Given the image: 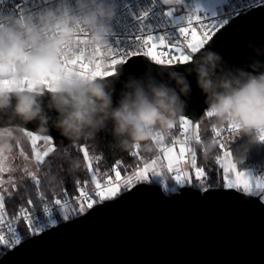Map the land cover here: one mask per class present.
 Instances as JSON below:
<instances>
[{
    "label": "clouds",
    "instance_id": "obj_1",
    "mask_svg": "<svg viewBox=\"0 0 264 264\" xmlns=\"http://www.w3.org/2000/svg\"><path fill=\"white\" fill-rule=\"evenodd\" d=\"M120 13L121 0L0 8V161L7 162L12 141L19 143L15 132L29 123L42 132L55 128L72 142L109 130L117 140L151 150L183 116L192 76L205 97V118L249 143L264 142V61L233 65L205 46L187 63L154 62L140 74L125 75L122 67L111 77L81 72L75 62L96 67L98 58L107 69L98 50L110 46ZM217 143H202L206 156Z\"/></svg>",
    "mask_w": 264,
    "mask_h": 264
},
{
    "label": "water",
    "instance_id": "obj_2",
    "mask_svg": "<svg viewBox=\"0 0 264 264\" xmlns=\"http://www.w3.org/2000/svg\"><path fill=\"white\" fill-rule=\"evenodd\" d=\"M206 47L233 65L264 61V3L229 19ZM149 65L155 68L146 57H132L117 70L140 74ZM189 80L192 94L183 116L196 121L207 105L194 76ZM24 129L52 138L41 154L72 142L55 128L42 132L29 123ZM0 264H264V201L228 186L183 184L168 193L158 183L137 181L26 237L0 255Z\"/></svg>",
    "mask_w": 264,
    "mask_h": 264
},
{
    "label": "snow or ice",
    "instance_id": "obj_3",
    "mask_svg": "<svg viewBox=\"0 0 264 264\" xmlns=\"http://www.w3.org/2000/svg\"><path fill=\"white\" fill-rule=\"evenodd\" d=\"M157 3H162L165 6L176 4L182 6V14L177 15V10L175 8H168V10L160 11L154 10ZM153 7H149L146 10H142L139 15L133 13V19L138 24V32L140 34H134L131 38V44L126 48L109 46L107 48L108 60L107 69L101 67V60L97 59L96 67L84 62L79 61L77 63L81 72H88L89 70L94 71L97 75H103L105 77H111L115 74V70L118 65H125L129 62L132 57H146L150 61L156 64H167L172 65L174 62L177 64L187 63L193 56L204 48L209 41L212 39L211 33H215L220 29H223L228 24V19L218 16L215 11L208 13L204 10L201 3H197L194 8L187 4V0H151ZM151 16V21L149 18ZM209 21H211L209 23ZM154 22V23H153ZM168 27L172 28V34L169 35L161 34L160 32L153 31V28L158 30H164ZM199 29V32H198ZM119 45V42H115ZM105 52L98 50V57L103 58ZM180 128L187 132L188 128L192 125V121L185 116L180 117ZM196 129L199 130V125L197 124ZM174 125L170 126L173 129ZM32 139V144H35L38 140L43 139L48 142L49 145L52 144V138L50 136H45L43 138L35 135L34 133L28 132ZM219 135V132H217ZM189 138L185 137L187 141ZM201 140L199 134L195 136V141L199 143ZM175 143V142H174ZM139 147V146H137ZM220 147H223L221 144ZM161 150L164 152L163 159L167 161V170L169 172H175L174 180L176 184H183L188 181V174L182 173L181 169L177 165L186 162V154L192 152L191 167L195 170V177L199 180L204 177L205 170L203 168L196 166V155L192 151L191 147H185L184 144L179 146V153L177 154L176 149L173 148H163L160 146ZM83 153V158L88 162L87 170L91 174L90 180L94 184V188L91 191H86L87 181L84 182V186L81 187L80 182H76L77 196L69 197L68 199L62 201L60 198L54 200V204L58 206L61 213H63L64 219H69L70 214L83 213L86 208L90 209L98 201H104L115 197L121 188L132 187L133 179L137 181L147 180L148 174L151 171L152 175L159 176L160 172L156 171L153 167L156 164V159H152L151 163L145 164L143 168H138L134 171L133 175L128 179L123 181L121 185V171L118 167L114 168L115 179H113L108 174L97 175V170L93 169L92 161L89 159V151L86 147L81 146L79 149ZM55 149L49 146L43 154L37 152L35 159L38 163L43 164L45 158L49 156L50 153L54 152ZM227 156H231V153H227ZM7 160L9 158H6ZM236 165L230 163L227 166H223V172L226 176H230L232 172H235ZM8 171L6 163L0 161V173H5ZM27 176L31 179L34 184L39 188L40 179L34 172H28ZM245 173L236 172V179H229L227 186L230 188H238L248 194L253 193V186L247 180H244ZM6 181L0 179V225L6 223V199L10 198L11 195L15 194V190L18 185L13 180L11 182L12 192H9L7 188L4 187ZM114 185L110 187H105V185ZM167 187V185H165ZM257 194L264 198V183H257L255 185ZM38 199L41 202L45 201V196L42 193H38ZM73 205H75L73 207ZM35 206L33 204V199H27V207L19 215V219L26 225L23 229V234L25 236L31 232L32 235L43 231L42 227H36V222L33 218V212ZM43 212L48 216L47 224L53 225L56 220L52 218V209L44 203ZM8 236L0 234V245L4 248H11L16 245L21 244V233L17 228L9 226L7 228Z\"/></svg>",
    "mask_w": 264,
    "mask_h": 264
},
{
    "label": "trees",
    "instance_id": "obj_4",
    "mask_svg": "<svg viewBox=\"0 0 264 264\" xmlns=\"http://www.w3.org/2000/svg\"><path fill=\"white\" fill-rule=\"evenodd\" d=\"M199 120L200 127L196 132L202 138L207 139L211 135L212 129L217 126L211 118H205L204 113ZM174 130L175 126L173 128ZM28 132L30 131L26 129L23 132H15V135L19 137V143L15 140L12 141L13 152L21 150L27 156L33 157L35 147L32 144L31 137L27 135ZM42 136L39 135V137L43 138ZM37 143H40L39 147L41 151L48 144L47 141L42 139L38 140ZM80 145H84L88 149L89 158L92 161L93 169L97 170L98 177L102 174H108L115 178L111 163L116 159L123 160L124 165L119 170L121 174H124L138 167V158L140 155L147 161L156 152V147L149 150L143 146H139L136 152H132L131 143H124L121 140H117L109 130L101 131L93 137L84 138L81 142H70L52 152L43 164L37 162L38 178L40 179L39 188H37L31 179L23 177L21 171L16 172L15 183L18 185V188L15 190L14 195L6 199L8 209L12 211L18 204L27 202L29 198L35 202H40L38 193H42L48 200L56 195L62 194L64 191H67L71 195L76 194L75 182L77 178L82 177L90 181L91 175L87 170V161L84 160L83 153L77 148ZM201 145L202 143H198L195 146L197 154L196 166L204 170H209L210 166L214 164L218 165L214 161V158L216 156L223 157L225 152L231 153V157L237 162L238 167H252L257 171L264 169V142L256 144L249 143L246 136H237L234 132L224 139L223 147L216 146L207 156ZM135 182L137 180H134L132 184ZM153 182L161 185L159 181ZM185 184L198 187L194 182H187ZM213 186H221V183ZM125 189L127 188L122 187L120 192ZM174 189L170 188L167 192L171 193ZM12 191L9 190V192ZM77 214L80 213L70 214L69 218Z\"/></svg>",
    "mask_w": 264,
    "mask_h": 264
},
{
    "label": "built area",
    "instance_id": "obj_5",
    "mask_svg": "<svg viewBox=\"0 0 264 264\" xmlns=\"http://www.w3.org/2000/svg\"><path fill=\"white\" fill-rule=\"evenodd\" d=\"M47 2L48 0H0V8H4L6 5L17 6V10L24 8L25 6H28L30 8H36V7L46 4ZM263 3H264V0H222V2L215 7L214 11L217 13L218 16H221L229 20L239 13L244 12L254 6H257ZM187 4L192 8H194L196 5L195 0H187ZM174 5H175V9L177 10V15L182 14V6L176 5V4ZM149 7H153V5L151 4V0H121V13L115 21V35L110 45L113 47H120V48H126L127 46H129V44H131L132 36L134 34H140L138 32V24L133 19V13L139 15L142 10H146ZM154 10L164 11L165 7L162 3H157L154 7ZM204 10L208 13L213 12L209 8H204ZM149 22H152L151 16L149 18ZM210 22L211 21H209V23ZM153 31L160 32L161 34L169 35V38H170V34H172L171 27H168L167 29H164V30H158V29L153 28ZM198 32H199V29H198ZM213 34L214 33H211V35ZM117 41L119 42V45H116L115 42ZM105 51H106V54L102 59H103V62L108 63L109 60H108L107 50ZM180 123H181L180 119H177L174 125L175 130L173 131V129H169L167 131L166 139L164 140L163 143H161L159 146L156 147V152L151 156V158L156 159L157 164L160 167L162 166L167 167V163L165 159H163L162 157V150L160 148L161 145L163 146V148H167L170 146H180L181 144H184L185 147L192 148V151L195 152L196 159H197L195 146L198 143L195 141V136L199 133L194 131L191 127L188 128L187 132H184L180 128ZM217 132H219V135H217ZM232 133L234 132L227 127H222V128L215 127L212 129L211 135L207 139L202 138L201 135L199 134L201 138L199 143H204V142H207L211 138H215L218 141L217 146H220L221 144H223L224 139ZM185 137L189 139L186 141ZM137 150H138V147L132 144V152H136ZM191 160H192V152H188L186 154V162L181 163L180 166L184 167L187 164V162H191ZM145 161H146L145 158L140 155L138 158V166L143 164ZM214 161L219 165L222 163V157L216 156L214 158ZM123 165H124V162L122 159H116L115 161L111 163L112 169L116 167L120 169V167ZM131 172L132 171H127L124 174H121V177H122L121 180L124 181L125 179H127L128 176L131 174ZM0 179H2L1 173H0ZM85 181L88 182L87 186L85 187V190L91 191L94 188V185H91L89 180L82 178V177L77 178L76 180V182H80L79 186L81 187L84 186ZM76 182H75V186L77 187ZM161 186L165 191L169 190L168 186L167 187L163 185ZM177 189L178 187H176L174 190H177ZM77 195H78V192H76V194L74 195H71L67 191H64L62 194L56 195L52 199L48 200L45 198L44 202L33 201L35 210L32 214L36 222V227H42L44 230L60 222L61 221L60 218L62 217V215L60 213L58 206L54 204V200L56 198H60L62 201H64L68 199L69 197H74ZM44 203H47V205L52 209V218L56 220V223L53 225L47 224L48 216L43 212ZM74 206L75 205H73V207ZM25 207H27V202L18 204L12 211H10L7 207V204L5 203L6 223L4 225H0V234H4L5 236H8L9 234L7 232V228L9 226H12V227L17 228L18 231H20L21 237H22L21 241L24 240L26 237L32 235L31 232H29L27 236L23 234V229L26 227V225L19 219V215ZM21 227L23 228L21 229ZM8 249L10 248H4L3 245H0V255Z\"/></svg>",
    "mask_w": 264,
    "mask_h": 264
},
{
    "label": "rangeland",
    "instance_id": "obj_6",
    "mask_svg": "<svg viewBox=\"0 0 264 264\" xmlns=\"http://www.w3.org/2000/svg\"><path fill=\"white\" fill-rule=\"evenodd\" d=\"M199 2L203 6V8H209L212 11H214L215 7L217 5H219L222 2V0H195L196 4L199 3ZM164 7H165V10H168V8H175V5L174 4L168 5V6L164 5ZM192 122L193 123H192V125L190 127L194 131H197L195 126L197 124L199 125L200 120L198 119V120L192 121ZM35 135L39 136L41 134H35ZM45 136H47V135H43L42 137H45ZM39 145H40V143L36 142L35 149H34V156L33 157L27 156L21 150L18 151V152H13L12 151L11 155L9 156V159L6 162V167L8 168V171L5 172V173H1L2 179L4 181H6V183L4 184L5 188H7L8 190H12L11 182L13 180L15 181L16 172H18V171H21V173H22L21 175L23 177H28L27 176L28 172H34L38 176V164H37V161L35 159V155H36L37 152H39V153L41 152ZM74 146H76V145H74ZM81 146L85 147L84 145H80L77 148L80 149ZM173 147L175 149L176 148L179 149V146H170V147H167V148H173ZM167 148H165V149H167ZM176 152H177V150H176ZM227 153H229V152H225L224 155H223V163L222 164H219V165L214 164V165L210 166L209 170H205V175H204L203 178L198 180L195 177V171H193L192 177H193L194 184L197 185L198 187H203L204 185L209 184V183L215 184V185H218V184L221 183V186H226L229 179H231V180H235L236 179V172L245 173V176H244L243 179L249 181L253 187H255V185L257 183H264V169L260 170V171H257L256 169H254L252 167H238L237 162L234 161L231 156L230 157L227 156ZM163 156H164V152L162 151V157ZM17 157H18V159L16 160ZM152 159H155V158H151V159L145 161L143 164H141L138 167H136L131 172V174L128 176V178L133 175V173H134V171L136 169L143 168V166L145 164L151 163ZM229 162L230 163H234L236 165V169H235V172H232L230 174V176H226L225 173L223 172V166H227L229 164ZM166 163H167V161H166ZM86 164H88V162H86ZM156 164H157V161H156ZM156 164L153 167L156 169V171L160 172L161 175H159V176L152 175V173L150 171L149 174H148L147 181L160 180L162 178V175H163L162 173H163V171L165 172V169L162 170ZM112 178L114 179V177H112ZM134 180L135 179H133V181ZM190 181H192V180H190ZM89 182H90L91 185H94L91 182V180ZM122 184H123V181L121 180V185ZM110 186H114V185H107L106 184L105 187H110ZM261 199L264 201V198L261 197ZM61 215H62V217L60 218V220L62 221V220H64L63 213H61Z\"/></svg>",
    "mask_w": 264,
    "mask_h": 264
},
{
    "label": "crops",
    "instance_id": "obj_7",
    "mask_svg": "<svg viewBox=\"0 0 264 264\" xmlns=\"http://www.w3.org/2000/svg\"><path fill=\"white\" fill-rule=\"evenodd\" d=\"M176 150H177V154H178L179 153V149L176 148ZM222 163H223V157H222ZM156 165H158V164H156ZM177 167H179L181 169V172L182 173H187L188 174V181L187 182H191L192 183L193 182L192 174H193V171H195V170L191 167V162H187V164L184 167H181L180 164L177 165ZM160 168L162 170L165 169V172L163 171V173H162L163 174L162 175V178L160 180H152L151 182H153V181H159L161 183V185H163V186L167 185L169 189L170 188H176V187H179V186L185 184V183H183V184H176V182L174 180V176L176 175V173L175 172H169L167 170V167H164V166H162ZM190 180H192V181H190ZM143 181H147V180H143ZM213 185H215V184L209 183V184H206L203 187H199V188L203 189V188H206L208 186H213ZM253 194H257V190L255 189V187H253Z\"/></svg>",
    "mask_w": 264,
    "mask_h": 264
}]
</instances>
